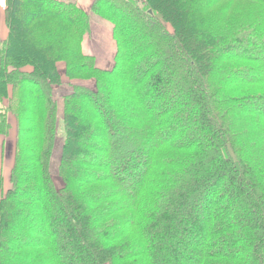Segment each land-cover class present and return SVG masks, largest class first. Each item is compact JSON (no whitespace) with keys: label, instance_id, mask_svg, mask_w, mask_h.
I'll list each match as a JSON object with an SVG mask.
<instances>
[{"label":"trees","instance_id":"1","mask_svg":"<svg viewBox=\"0 0 264 264\" xmlns=\"http://www.w3.org/2000/svg\"><path fill=\"white\" fill-rule=\"evenodd\" d=\"M4 1L0 264H264V0H96L118 45L110 71L85 54L75 4ZM60 65L96 85H74L62 129Z\"/></svg>","mask_w":264,"mask_h":264},{"label":"rangeland","instance_id":"2","mask_svg":"<svg viewBox=\"0 0 264 264\" xmlns=\"http://www.w3.org/2000/svg\"><path fill=\"white\" fill-rule=\"evenodd\" d=\"M61 2L65 3H73L78 8L86 12L90 15V28L88 32L86 33L85 39L83 41V49L87 56H90L95 59V63L97 67L101 70L110 71L112 70L116 65V56L118 52V45L113 35V24L106 19L103 18L94 9V4L96 0H59ZM122 11L127 12V10L123 9ZM129 13V12H127ZM125 14V13H124ZM132 22L131 24L124 23L122 21V26L125 30H132L138 27L135 19L129 18ZM135 31V30H134ZM9 26L7 24V17H6V10H5V1L0 0V40L4 41L9 36ZM156 48V47H152ZM152 53V51H151ZM160 60H164L163 57L160 58ZM156 62V61H155ZM153 63L152 65H154ZM167 65V64H166ZM170 66H173L172 63ZM175 67V65H174ZM171 68V67H170ZM172 69V68H171ZM158 70L161 71V78H159V86L162 85V79L164 80H170V78H173L171 76V73L169 74L166 72L165 67H160ZM171 72V70L169 69ZM59 73L61 76V85H55L53 87V94L58 104V113L57 118L59 121V129H62V120L64 115V99L66 96L72 94L74 85H81L83 87H86L87 89H90L92 91L96 90V85L94 81H70L66 77L65 73V66L60 65L59 66ZM155 80L154 76H152L151 80ZM178 88H184L185 84H182L180 81H177ZM175 86H172L174 89ZM171 88V87H170ZM162 92V87H157V89L154 91L155 93ZM176 92H173L174 97H176V100L180 102V100H183L182 95H178L177 89ZM172 95V96H173ZM171 97L169 94H167L166 90H164V95L159 97L158 99H162L164 101L165 99H168ZM84 102V100H83ZM89 107H92L90 104ZM181 115V114H180ZM183 116V115H181ZM174 118H179V114L174 115ZM17 118L13 113L9 114V135L6 138V144H7V150L6 155L4 159L2 160L1 167L3 170V175L5 176V189L7 190L10 186V169H12L14 161H15V152H16V138H17ZM186 118L181 119L182 122H185L186 126H183V129L187 132H190L189 125L186 123H189ZM61 121V123H60ZM109 125V123H108ZM59 139L57 140V143L55 145L54 154L51 160V174L54 179L55 185L58 188H62L64 186L63 180L60 175V159H61V153H62V147H63V132L59 130ZM80 138V136L78 137ZM85 137L82 135V139ZM89 138V137H88ZM90 139V138H89ZM79 158V157H78ZM75 161H79L77 158L73 160V157H70L69 162H72L73 164L76 163ZM84 161V159L82 160ZM87 161V160H85ZM86 258V255H85Z\"/></svg>","mask_w":264,"mask_h":264},{"label":"crops","instance_id":"3","mask_svg":"<svg viewBox=\"0 0 264 264\" xmlns=\"http://www.w3.org/2000/svg\"><path fill=\"white\" fill-rule=\"evenodd\" d=\"M62 1H65V0H62Z\"/></svg>","mask_w":264,"mask_h":264}]
</instances>
